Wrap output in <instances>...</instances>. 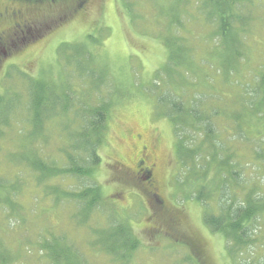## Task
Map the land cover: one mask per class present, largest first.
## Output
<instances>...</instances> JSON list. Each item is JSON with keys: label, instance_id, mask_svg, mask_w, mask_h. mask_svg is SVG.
I'll return each mask as SVG.
<instances>
[{"label": "rangeland", "instance_id": "1", "mask_svg": "<svg viewBox=\"0 0 264 264\" xmlns=\"http://www.w3.org/2000/svg\"><path fill=\"white\" fill-rule=\"evenodd\" d=\"M200 2L0 0V97L8 98L7 102L18 97L21 102L20 98H28L30 82H38L43 87H53V93L78 107L103 105L108 113L97 151L100 164L91 175L101 195L97 207L89 212L73 209L66 202L52 201L53 196L41 200V189H35L33 181L35 173L30 174L27 166L13 165L5 158L7 152L15 151L20 129L25 147L19 144L10 160L47 155L49 164L57 161L59 155L65 154V149H58L69 142L71 129L78 124L77 117L63 119L61 128L65 132L56 126L55 118L45 119V132L22 121L13 122V129L4 130L7 136L0 142V176L10 180L22 177L15 197L21 205L18 218L5 220L0 214V252L8 255V264H55L40 244L54 238L69 251L67 257L78 264H238L226 252L224 237L212 232L204 219L224 189L222 184L211 183L210 177L211 184L205 186L210 196L199 199L200 202L196 199L198 191H193L196 174L190 169L203 162L209 147L221 145L222 160L227 165L229 158V170L240 177L241 186L234 188V195L243 199L258 185L256 193L264 195V156H256L258 147L254 148V142L231 138L240 131L227 133L232 124L220 119L214 125L219 132L213 134L214 142L211 138L203 144L201 130L195 136L190 131L185 136L186 146L193 151L199 147L198 151L191 159L188 153L179 156L173 126L156 103L162 90L157 92L152 84L168 56L165 43L181 42L185 55L192 60L210 59L204 52L213 43L214 25L209 20H198L195 8H199ZM253 2L255 7L246 12L250 20L241 42L249 48L248 65L257 69L264 63V0ZM22 20L27 23L26 28L22 27ZM15 24L20 28H12ZM10 39L14 45L8 47L6 41ZM80 67L86 68L88 74L81 77ZM251 68L238 76L251 84L249 92L259 80V72L249 74ZM204 76H208L207 70ZM222 84L221 89L229 93L232 81L219 83ZM201 85L199 90L206 105L217 93H223L221 89H212L206 81ZM236 86H232L234 92H238ZM232 110L237 107L227 112L234 113ZM202 114L206 116L207 112ZM242 130L247 129L243 126ZM260 131L264 134V127ZM195 139L198 142L194 147ZM141 156L145 165H154V193L161 204L156 203L154 194L149 198L132 177ZM217 169L218 166H211L209 176ZM181 179L184 184L178 187ZM229 181L231 185L233 179ZM90 196L96 197L97 191ZM20 218L25 222H19ZM9 221L10 226H3ZM113 223L124 225L139 242L133 251L120 249L126 256L122 261L108 256L104 244L100 245L106 241L105 232ZM258 226L256 237L263 239L249 249L246 257H235L236 260L247 264L264 262V215ZM108 237L109 244L115 242V231Z\"/></svg>", "mask_w": 264, "mask_h": 264}, {"label": "trees", "instance_id": "2", "mask_svg": "<svg viewBox=\"0 0 264 264\" xmlns=\"http://www.w3.org/2000/svg\"><path fill=\"white\" fill-rule=\"evenodd\" d=\"M253 4V0H201L199 8H195L198 20L205 22L209 20V23L214 25V30L211 33L213 43L204 52L210 56V59L195 57V60H192L190 56L185 55L186 49L180 45L181 42L165 43L168 56L157 73V79L152 84L157 92L162 90L157 96L156 103L161 109L162 116L167 118L173 126V134L176 135V150L181 157L183 153H188L191 159L196 154V150L198 151L199 147H195L198 142L196 139L194 141L195 151L186 146L185 136L190 131L195 136L200 129L202 133H199V137L203 136V144L211 138V142L215 141L213 140L214 135L219 132L215 131L214 125L218 119L232 124V127L227 129V133H232L236 129L240 131V133L233 134L231 138L239 139L245 143L254 142V148L258 147L256 156H264V134L260 131V128L264 127V63L257 69L251 68L252 66L248 65L250 63L249 48H246L241 42L247 33L246 24L250 20V15L246 12H250L255 7ZM249 66L252 70L249 74L256 75L259 72L256 75V78L259 79L258 84L251 92L248 91L251 84L245 83V79L243 80L242 77L238 78L239 75H243V71L248 73ZM245 67L246 69H244ZM206 70L208 76H204ZM80 73H82L81 77L83 74H88L84 67H80ZM88 76L91 77L90 74ZM229 79L232 84L229 93L226 94L221 89L223 84L219 85V83H225ZM203 81H206L212 89H221L223 92L213 96L207 105L204 102L205 96L199 90ZM30 84L32 88L28 98H24V100L20 98L21 102L18 97H15L13 102H7L8 98L0 97V142L7 136L4 130L15 127L13 122L22 121L27 126L31 124L38 131L44 130V132L46 129L45 119L51 121L53 118L57 119L56 126L62 132H65L61 128L65 117H77L78 124L71 129L70 137L67 135L70 138L69 142L65 141L58 149H65V154L59 155V159L53 160L51 164L48 162L47 155L28 157V160L20 158L12 161L9 159L14 153L16 154L19 144L22 148L25 147L23 141L20 140L23 138L20 129H17L16 136H19V141L15 142V151L7 152L5 158L13 165L27 166L30 174L35 173L33 181L35 189L37 187L41 189V200L53 196L52 201L61 204L66 202L73 209L82 212L85 209L89 212L92 208L97 207L100 194L99 187L91 179V175L100 164L97 151L102 143L103 131L108 118L107 108L103 105L87 104H81L78 107L74 103H70L68 99H63L53 93L51 91L53 87H43L38 82H30ZM236 85H238V92L232 90V86ZM233 92L234 94L230 96V93ZM15 103H18L16 107H14ZM234 106L237 107V110H232L234 113H228L227 110ZM222 109L225 111L224 113L220 111ZM202 111H206L207 115L202 114ZM243 126L247 129L246 131L242 130ZM222 131H225L224 127H222ZM251 134L259 139H254ZM199 137L198 139L201 138ZM222 148L221 145L206 148L208 154L206 153L202 157L203 162L189 168L196 174L194 180L197 179L193 191H198L196 199L200 201L210 196L209 190L205 191L206 185L222 184L224 189L221 194L219 192L215 206L210 210V213L207 211L208 213L204 214V219L212 232L220 233L224 237L226 252L234 258V262L247 264V262L242 261V263L240 260H236L235 257L239 259L246 257L249 249L256 247L259 240L263 239L256 235L260 230L258 223L264 215V195L256 193L255 188L258 189L259 185L258 187L254 186L251 193H247L243 199L234 195V188L241 186L240 177L236 172L229 170L230 166L228 167V165L229 162L231 163L229 158H227L228 164L225 165V161L221 157L223 156ZM258 149L262 150L261 153ZM211 166L212 168L218 166V169L209 176ZM21 179L22 177L19 176H16L14 180L0 176V214L4 215L5 220L18 218V214H20L21 205L16 202L15 197L20 191ZM232 179V184L228 185L229 180ZM182 181L183 179L178 181V187L184 184ZM95 191H97V196L91 197L90 193ZM192 194L191 192L190 196ZM18 221L25 222L24 218H20ZM7 225L10 226V221L6 224L3 223V226ZM111 231H115L116 240L109 244L108 236ZM105 233L106 241H98L100 245L104 244L105 246V251L101 250L118 260L122 261L126 258L125 254L121 252V248L133 251L139 245L137 239L122 224L113 223ZM49 240L51 239H44L40 244L44 246L48 254L50 253V259L55 264H78L67 257L69 251L60 246L57 239ZM9 260L8 255L0 252V264H8Z\"/></svg>", "mask_w": 264, "mask_h": 264}, {"label": "flooded vegetation", "instance_id": "3", "mask_svg": "<svg viewBox=\"0 0 264 264\" xmlns=\"http://www.w3.org/2000/svg\"><path fill=\"white\" fill-rule=\"evenodd\" d=\"M14 13L15 12H13V14ZM19 13L20 12H16V14H19ZM26 26H27V23H25V21L22 20V27L26 28ZM12 28L18 29L20 27L18 26V24H15ZM22 37H24V36H22ZM14 40L16 41V39H14ZM6 42H7L8 47L14 45L13 39L7 40ZM140 159L141 160H138L135 164V170L132 173V177H133L134 181H136L137 185H139V187H142L143 190L146 191L149 198H153V194H154V198L156 199V203L161 204V202L158 201L156 198L158 195L155 194L157 191V188L154 187V182H153L154 165H152V164H150V165L146 164L145 165V161H144V159H142V156L140 157ZM150 183H152V184H150Z\"/></svg>", "mask_w": 264, "mask_h": 264}]
</instances>
